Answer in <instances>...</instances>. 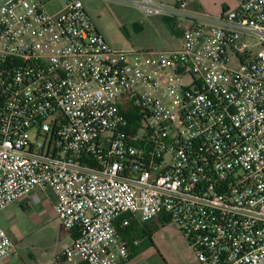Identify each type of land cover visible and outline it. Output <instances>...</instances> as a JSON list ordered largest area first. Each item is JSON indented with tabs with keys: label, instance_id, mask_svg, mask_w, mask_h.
Instances as JSON below:
<instances>
[{
	"label": "built area",
	"instance_id": "1",
	"mask_svg": "<svg viewBox=\"0 0 264 264\" xmlns=\"http://www.w3.org/2000/svg\"><path fill=\"white\" fill-rule=\"evenodd\" d=\"M61 1L0 0V213L51 191L74 233L58 264H124L117 220L158 217L200 264H264V0L216 18L130 0L177 21L181 48L153 51Z\"/></svg>",
	"mask_w": 264,
	"mask_h": 264
},
{
	"label": "crops",
	"instance_id": "2",
	"mask_svg": "<svg viewBox=\"0 0 264 264\" xmlns=\"http://www.w3.org/2000/svg\"><path fill=\"white\" fill-rule=\"evenodd\" d=\"M51 10H56L63 3L61 0H45ZM84 7L96 25L99 33L102 34L100 25L102 22L109 23L120 18L127 21L132 27L139 31L147 29L154 31L155 35H160L161 40L157 44H131V48L138 50H176L181 48V32L176 27L177 21L163 15L146 16L142 7L136 6L130 0H81ZM184 0H154L155 3L165 6H177ZM188 9L194 13H208L211 17H219L224 13L237 7L235 0H185ZM166 22V24H165ZM142 26V27H141ZM108 42V40L106 39ZM109 43V42H108ZM110 44V43H109ZM111 45V44H110ZM112 46V45H111ZM56 202L51 191L41 189L34 190L31 195L23 201L14 203L6 211L0 213V224L5 228L15 248V256L8 261H0V264H30L26 256L18 251L15 241L21 239L19 230V219L29 212H41L50 210L53 217H57L53 204ZM122 229V219L117 220L116 226ZM124 230V237L129 243L138 242L137 246H132L130 258L124 264H200L196 254L189 247L188 242L180 233L178 228L167 222L164 217H158L151 222L142 223L137 219H132L130 225ZM74 233L69 231L66 236L65 250L71 245ZM55 254L53 263L58 264V254ZM39 264V263H36Z\"/></svg>",
	"mask_w": 264,
	"mask_h": 264
},
{
	"label": "rangeland",
	"instance_id": "3",
	"mask_svg": "<svg viewBox=\"0 0 264 264\" xmlns=\"http://www.w3.org/2000/svg\"><path fill=\"white\" fill-rule=\"evenodd\" d=\"M52 8L53 5L49 7ZM144 28V31H139L121 18L109 23L102 22L100 25L102 34L108 42L120 50H128L133 43L150 45L162 41L160 35H155L147 26ZM18 226L21 239L15 243L18 251L26 256L30 264L53 263L55 254L62 250L58 254L60 255L64 251L69 230L57 217H53L50 210L25 213L20 217Z\"/></svg>",
	"mask_w": 264,
	"mask_h": 264
},
{
	"label": "trees",
	"instance_id": "4",
	"mask_svg": "<svg viewBox=\"0 0 264 264\" xmlns=\"http://www.w3.org/2000/svg\"><path fill=\"white\" fill-rule=\"evenodd\" d=\"M117 228H118V232H119V234L123 237V238H125L124 237V230H126V228H128V227H126V228H124V229H122L119 225H117Z\"/></svg>",
	"mask_w": 264,
	"mask_h": 264
}]
</instances>
